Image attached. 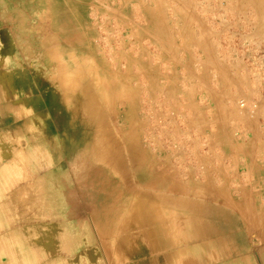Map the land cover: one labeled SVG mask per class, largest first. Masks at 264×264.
I'll list each match as a JSON object with an SVG mask.
<instances>
[{"label": "rangeland", "instance_id": "rangeland-1", "mask_svg": "<svg viewBox=\"0 0 264 264\" xmlns=\"http://www.w3.org/2000/svg\"><path fill=\"white\" fill-rule=\"evenodd\" d=\"M44 1L52 8L56 6L54 0H40L39 4ZM75 2H84L81 22L89 32L92 55L109 71L123 76L127 92L108 105L104 92L80 71L66 78L78 90L62 103L57 74L41 63L44 52L40 39L51 32L40 20L39 4L36 6V0H0V105H27L25 114L21 110L23 115L17 119L11 115L14 125L10 117L0 113V134L8 139L17 131L19 121L36 119L42 128L43 151L39 148L41 160L31 157L29 176L65 172L70 191L69 208L62 221L32 216L0 229V264H7L2 256L14 250L9 249V237L31 233L35 237L27 236L24 241L21 236L24 247L15 250L18 264H48L53 258H73L74 264H122L109 261L96 229L94 208L103 199L98 192L101 186L96 183L97 191L91 193V182L82 185L70 166L112 146V138L116 146L139 148L140 155L145 156L138 169L137 160L128 158L133 175L150 167L176 181H190L215 192L225 190V200L229 191L238 201L240 189L254 196L264 187V27L258 26L250 8L236 0ZM147 12L153 20L146 18ZM82 50L81 46L77 56ZM83 88L94 101L88 106L92 116L86 118V125L81 110L86 101ZM6 91L10 92L8 98ZM22 132L17 136L25 145ZM94 165L98 172L90 167L82 169V173L89 170V180L101 183L103 177L111 176V167ZM257 179L261 185L253 184ZM257 200V204H264V191ZM138 203L146 207L152 200L125 195L120 217L123 228L132 224L130 209ZM26 210L28 207L19 212ZM207 219L212 223L211 217ZM48 222L71 227L79 238L59 250L47 240L31 241L29 238L40 235L39 228ZM129 241L120 245L127 251L123 264H148L147 249Z\"/></svg>", "mask_w": 264, "mask_h": 264}, {"label": "bare ground", "instance_id": "bare-ground-1", "mask_svg": "<svg viewBox=\"0 0 264 264\" xmlns=\"http://www.w3.org/2000/svg\"><path fill=\"white\" fill-rule=\"evenodd\" d=\"M75 1L54 0L56 6L52 8L47 1L39 4L40 0H36V6L39 4L37 9L41 10L39 13L40 20L51 32L50 35L47 34V36H43L40 39V46L43 48L44 52V57L41 54V63L45 62L46 69H49L52 74H57L58 82L62 88L61 93L62 96H64V98H62V103L67 101L66 96L72 98L78 90V87L74 83L70 85L66 78L74 74H80V71H84L92 85L104 92L105 102L109 105L113 103V101L116 102L122 98L127 92L124 85L125 81L121 74L109 71L106 66L98 63V60L92 55V47L89 43V32L85 30L81 22L83 20L82 16L85 8L84 2L80 3ZM236 1H240L244 4V8H250V11H253L255 14L254 16L258 19V26L264 27V0ZM146 18L148 20H153L150 12L146 13ZM81 46L83 50L79 54V57L77 53H79ZM41 63L39 62V65ZM54 81L57 83L55 79ZM9 93L10 92L7 91L5 92L6 97ZM82 93L86 100L84 101L85 105L81 107L82 120L86 125V118L92 116L88 106L92 105L94 101L92 98H89L87 89L83 88ZM34 97L32 98L34 99ZM50 97L52 96L50 95ZM71 104L74 105L73 101ZM242 104L241 101L239 107H241ZM18 106L19 104L15 105L12 104V102L11 104L7 103L5 105H0V113L7 118L10 117L8 120L12 122L13 125L14 120L11 119V115L12 118L17 119L19 115H23L21 110H23L24 114L27 111V105L24 102L20 104L22 108ZM54 113L55 112H53V114ZM20 130L23 131L26 136L27 143H25V145L19 142L20 139H18L19 137L17 134H19ZM60 132H62V130ZM2 135L3 134H0V229L32 216H36L45 221H50V219L62 221L64 212L68 210L70 203V191L68 187L69 176L66 175L65 172L61 174L57 171L51 172L45 177L32 178L29 176L31 157H36L41 160L39 155V153L42 154L43 151V148L40 146L43 141L41 139V124L34 118L19 121L17 131L11 133L8 139L4 138ZM76 141L79 142L78 140ZM112 141V146L110 145L102 148L99 153H92V157H83L80 162L77 163L73 161L70 164L78 177V181H83L82 185L91 182V193L97 191L96 183L101 186L98 192L102 194L103 199L102 202L96 204L94 212L99 239L109 261H117L123 264L124 262L122 259H124L127 251L120 245L123 246V243L132 240L133 246H135V243H141L147 249L150 259L149 264H164V260L171 256L170 253L167 255L169 248L171 246L173 249L177 247L172 252V256H174V252H178L180 248L183 247L184 243H189L193 240L192 236L195 235V230L207 231L212 230L214 226L228 224L229 202L225 200V190L215 192L211 188H204L200 185L195 186L190 181H176L164 172H153L150 167L142 174L136 172L133 175L130 171V162L128 158L134 157L133 159L137 160L136 163L138 166L135 169H138L142 164L140 163L141 158L145 156L140 155L139 148H130L128 145H120L119 147L116 146L117 142L114 138H112ZM39 148H42V151ZM231 150L232 148H225V151ZM5 153L9 155L8 159H5ZM116 154H118V156H116ZM113 157H118V160H114ZM113 161L117 164H112ZM94 163H99L102 167L104 164L106 167H111L113 169L110 170L111 176L103 177L101 183L95 179L92 181L91 179L89 180V170L82 173V169L84 170L90 167L98 172ZM129 194L131 196L147 198L149 201L152 200V203L146 205V207L143 206L144 204L138 203L134 210L131 208L130 212L132 215L130 216V223L132 224L123 228V223L120 221V217L122 216L121 203L125 195ZM220 194H222V197H220ZM5 199H7L8 202L5 203V201H3ZM11 199L15 200L11 201ZM156 202L158 205L155 204ZM27 207L28 210L26 211L28 212H19L20 208ZM140 214H142L141 217ZM208 217L212 218V223L207 221ZM46 223L39 228L40 235L36 236V238H29L31 241L35 239L47 240L51 246L59 250L60 248L68 246V242L79 238V235L74 234L71 227L58 225L56 222ZM121 227L122 229H120ZM26 231L29 232L31 230ZM33 234L31 233L27 236L33 237ZM21 236L24 241H27V236L20 234H13L9 237V239L12 238V241L8 242L9 249L14 250H10L11 254L9 253V256H2V260L7 262V264L19 263L16 259V256L19 254H17L15 250L24 247V245H20ZM133 246L131 248H133ZM25 250L26 249L22 250V253L25 252ZM12 254L17 255L14 257ZM27 256L30 258V261L33 260V256L30 253L27 254ZM74 261L73 258L65 260L53 258L48 264H74ZM106 262L107 261H105V263Z\"/></svg>", "mask_w": 264, "mask_h": 264}, {"label": "crops", "instance_id": "crops-1", "mask_svg": "<svg viewBox=\"0 0 264 264\" xmlns=\"http://www.w3.org/2000/svg\"><path fill=\"white\" fill-rule=\"evenodd\" d=\"M253 184L261 182L257 179ZM261 189L254 196L240 189L238 201L229 191L228 224L195 230L193 240L184 243L174 256L177 247L169 248L167 255L171 256L164 264H264V204L256 202L263 194L264 187ZM149 260L148 254V264Z\"/></svg>", "mask_w": 264, "mask_h": 264}]
</instances>
